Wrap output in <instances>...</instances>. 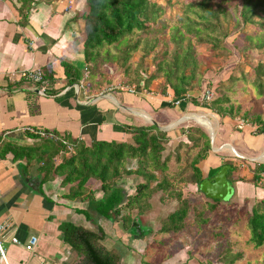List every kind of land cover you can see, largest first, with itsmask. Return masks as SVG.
I'll list each match as a JSON object with an SVG mask.
<instances>
[{"label": "trees", "instance_id": "obj_1", "mask_svg": "<svg viewBox=\"0 0 264 264\" xmlns=\"http://www.w3.org/2000/svg\"><path fill=\"white\" fill-rule=\"evenodd\" d=\"M16 1L23 25L36 0ZM85 1L88 12L83 17V52L87 75L84 77L79 69L63 64L68 86L84 80L102 91L98 85L104 78L103 65L116 62L127 70L132 56L140 53V66L143 68L145 62L151 60L153 70L146 79L141 77V72L136 73L137 89L147 91L151 83L160 79L157 93L161 96H166L170 90L175 101L186 99L197 107L213 111L220 118L234 119L240 115L241 107L231 103L226 94L216 97L210 105H200L199 99L189 97L188 93L194 92L198 85L197 70L202 50L208 49L213 57L218 50L230 54L226 40L234 36L232 42L239 49L240 56L247 57L252 52L264 56V0ZM111 47L118 49L120 55L112 54ZM43 78L52 81L51 77ZM238 79L251 85L256 97L264 100V60L239 78L230 74L225 82H218L212 90L218 92L226 83H234ZM240 116L248 125L255 127L254 134H264V115L245 111ZM124 129L131 136V143L96 140L87 145L80 139L58 137L54 140L40 138L28 146L0 138V158L12 153L14 158L25 161V168L36 166L42 181L61 177V186H69V200H91L98 215L107 220L114 218L126 229H141L138 218L151 208L150 199L157 193L161 194V202L169 199L178 202L176 209L162 220L159 233H179L188 226L206 225L209 214L216 212L221 202L204 196L205 200L191 203L183 196L180 186L189 182L197 188L202 181L204 173L198 165L211 151L209 136L197 128L182 130L185 140L176 145L173 154L164 156L169 138L156 125H126ZM31 136L38 138L34 134ZM172 157L180 164L175 174L168 172ZM223 165L231 166L227 180L232 183V174L237 169L232 163L224 162L217 168H210L209 177ZM250 173L252 184L259 187L264 164L253 163ZM130 175L137 176L139 182L134 195L124 203V195L117 188V182ZM91 180L100 182L103 199H93L87 186ZM196 192L200 193L198 189ZM132 212L134 218L131 217ZM246 227L250 233L249 243L254 248L263 247L264 199L252 204ZM143 234L141 232L139 237ZM103 237L101 233L71 224L63 226L64 243L82 255L88 264H119L120 256L100 243ZM242 257V253L233 254L231 248H226L219 260L234 264Z\"/></svg>", "mask_w": 264, "mask_h": 264}, {"label": "crops", "instance_id": "obj_2", "mask_svg": "<svg viewBox=\"0 0 264 264\" xmlns=\"http://www.w3.org/2000/svg\"><path fill=\"white\" fill-rule=\"evenodd\" d=\"M18 7L16 0H0L1 139L29 146L40 140L39 132L43 131L54 134L57 139H80L87 145L96 140L131 143L132 138L125 133L124 126L152 125L153 121L169 138L163 153L166 156L185 140L184 124L194 121L195 116L191 114L197 112L211 125L214 122L217 141L224 145V135L228 139L225 142L242 157L240 164L245 165L243 160L251 154L264 152V134H254L255 127L246 124L238 129L234 119L220 118L186 99L178 100L176 105L170 90L166 96L149 91L134 94L111 91L105 95L84 80L78 84V91L68 89L63 64L79 69L84 77L87 75L83 52L86 1L36 0L23 25ZM36 69L44 77L52 78L51 82L45 80L44 93L22 76ZM51 93L53 95H48ZM188 96L197 97L195 91ZM235 127L240 131H235ZM231 154L220 155L212 146L207 158L198 166L204 173L230 160ZM168 168L170 172L177 170L174 158ZM37 169L36 166L25 168V161L14 158L12 153L0 158V222H9L12 225L10 235L21 242L15 245L9 237L5 240L7 264H88L82 255L64 243L63 226L67 224L103 234L100 243L120 256L119 264H198L193 258L195 253L190 251L192 240L184 243L190 234L194 235L190 231L192 228L179 233H159L162 220L175 210L174 202H161L160 193L152 196L151 208L138 218L140 230L144 232L142 237L134 234L120 238L112 226L118 222L116 219L107 220L98 215L89 199L69 200V186H61V177L42 181ZM251 177L249 173L245 180L236 184V202L254 203L264 199V190L248 181ZM138 182L135 175L117 182L124 203L134 195ZM100 185L94 180L87 183L95 200L104 198ZM131 217H135L134 212ZM198 232H195L197 237ZM197 237L195 244L204 240ZM32 238L36 242L29 250L27 245Z\"/></svg>", "mask_w": 264, "mask_h": 264}, {"label": "rangeland", "instance_id": "obj_3", "mask_svg": "<svg viewBox=\"0 0 264 264\" xmlns=\"http://www.w3.org/2000/svg\"><path fill=\"white\" fill-rule=\"evenodd\" d=\"M240 37L241 36H239V38ZM233 38L234 36L226 40L230 54L218 50L216 51V56L213 57L208 49L202 50V52H200V54L202 53L203 56L199 57L200 65L199 69L197 70L198 85L195 89V94L199 99V104L210 105L216 97L221 94H226L229 96L231 103L241 107L240 115H242L245 111L254 115H264V100L257 98L251 85L243 82L241 79H238L234 83H226L224 88L219 89L218 92L213 91L214 99L212 101L206 102L202 99V95L206 90H212V88L216 87L220 81L225 82L230 74L239 78L241 74H247L251 67L256 65L257 62L264 60V56L258 54L257 52L249 53L247 57L240 56V54H238L239 49L234 47L235 43L232 42ZM237 44L240 47L242 46L241 43ZM110 51L114 55H120L119 50L115 47H111ZM139 59L140 53L134 54L127 65V70H125L126 67H119L116 62L104 64L102 68L104 78L103 80H100L98 85L101 86L100 89L104 92L103 94L107 95L111 91L128 92V89L132 87H136V92L141 93L142 90L137 89V84L135 81L136 73L138 71L141 72V77L146 79L152 73L153 69L151 67V60H147L144 64V67L142 68L140 66ZM160 82L161 80L157 79L151 83L150 89L147 91L158 92L157 88ZM199 107L203 108L202 106ZM191 115L195 116L192 118L194 121L184 124L186 127L183 128V130L189 128L201 129L209 136L211 145L216 149V153H219L220 155L225 153H232L235 155L238 154L237 151H235L225 142V140L228 139L223 135L224 133L222 135L224 138L223 142L225 144L222 145V141H217V136L215 137L214 135L215 129L217 127L214 125V122L212 123L213 125H211L203 115H200L197 112H192ZM240 115L238 114L236 118H234L235 122L242 120ZM212 127L215 129L213 130ZM234 130L240 131L236 127ZM232 154L231 157H229L230 160L225 162L232 163L233 165L237 166V169L234 171L231 177L233 187H236V184L239 181L245 180V178L250 173L253 163L264 164V152L251 154L249 158L243 160L245 165L240 164V158ZM173 158L174 157H172V159ZM179 169L180 164H178L176 171L170 172L168 169V172L169 174H175ZM248 181L251 182V178H249ZM259 187L264 190V174L262 175V180ZM180 189L183 196L188 198L191 203H199L205 200V197L201 192H196L197 188L194 184L187 182V184L180 186ZM237 198V188H235V193L230 198V200L228 202H222L216 212L209 214V221L206 225L202 227H186L192 228L190 231L194 232V235L190 234L189 239L184 243L187 244L188 241L192 240L190 251L195 253L193 258H195L198 264H225L224 262H220L219 258L226 248H231L233 254L239 252L243 254L242 259L236 261L234 264H264V246L260 248H254L253 245L249 243L250 233L246 227L247 218L253 203H250V201L236 202ZM168 201L174 202L176 209L178 202L175 199H169ZM143 228L147 230L150 229L147 226L146 228L143 226ZM197 231H199L198 237L195 236V232L197 233ZM196 237L203 238L204 240H200L199 242L197 241L196 244H199L196 245L194 243L196 241Z\"/></svg>", "mask_w": 264, "mask_h": 264}, {"label": "water", "instance_id": "obj_4", "mask_svg": "<svg viewBox=\"0 0 264 264\" xmlns=\"http://www.w3.org/2000/svg\"><path fill=\"white\" fill-rule=\"evenodd\" d=\"M71 88H76L78 91L79 85L75 84V85L68 86V89H71ZM76 95H78V92ZM152 125H156V123L152 121ZM235 156L238 158H242L238 154ZM230 168L231 166L229 165H223L211 177H209V173L208 171H206L202 177V181L197 185L198 191H200L208 199L217 200L220 202H227L235 193V188L233 187V184L227 180V172L228 170H230ZM29 184L30 183H28V185ZM112 226L115 230V233L120 238H125L127 236H133L134 234L136 235L141 234L140 229L132 227L130 228V230H127L125 229L123 224L120 222H114Z\"/></svg>", "mask_w": 264, "mask_h": 264}, {"label": "built area", "instance_id": "obj_5", "mask_svg": "<svg viewBox=\"0 0 264 264\" xmlns=\"http://www.w3.org/2000/svg\"><path fill=\"white\" fill-rule=\"evenodd\" d=\"M22 76L24 78H26L27 80L31 81L32 83L38 85V90L40 92L44 93L46 91L47 82L44 80L43 73L39 69L30 70V71L24 73ZM80 88H82V85H80ZM128 92L134 94L136 92V89L134 87L129 88ZM202 99L205 100L206 102L212 101L214 99L213 90H211V89L206 90L202 95ZM175 104L178 105L179 101H175ZM246 124H247L246 121L240 120V121H238L237 128L243 129ZM39 135L43 139H51V140L57 139V137L52 133H46V132L42 131V132H39ZM68 149L70 150L69 147H67V150ZM11 230H12V225L9 222H7V221L0 222V263H3V264H7L6 252L4 249L5 240L9 237L11 239V243H13L15 245H21V242L18 238L14 237V236L12 237L10 235ZM35 242H36L35 238L30 239V241L27 245V249L32 250L34 245H35Z\"/></svg>", "mask_w": 264, "mask_h": 264}, {"label": "flooded vegetation", "instance_id": "obj_6", "mask_svg": "<svg viewBox=\"0 0 264 264\" xmlns=\"http://www.w3.org/2000/svg\"><path fill=\"white\" fill-rule=\"evenodd\" d=\"M233 184V183H232ZM234 188H235V186H234Z\"/></svg>", "mask_w": 264, "mask_h": 264}]
</instances>
